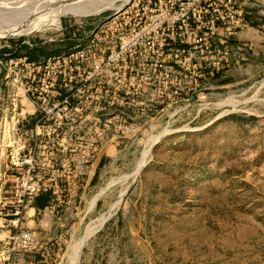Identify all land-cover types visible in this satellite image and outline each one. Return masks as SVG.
Instances as JSON below:
<instances>
[{
  "label": "rangeland",
  "instance_id": "1",
  "mask_svg": "<svg viewBox=\"0 0 264 264\" xmlns=\"http://www.w3.org/2000/svg\"><path fill=\"white\" fill-rule=\"evenodd\" d=\"M10 1L0 0V10ZM127 1L54 13L36 27L33 15L0 23V264H264V0H234L232 9L221 0H161L176 13L180 2L203 7L193 11L201 22L174 25L184 50L174 43L160 55L151 41L161 38L150 35L127 92L120 62L107 70L104 60L93 73L82 66L60 98L80 103V113L69 112L84 119L73 123L77 133L43 120L27 100L28 61L85 45ZM216 9L224 19L209 28ZM21 44L46 54L25 60ZM90 116L107 118L92 156L83 152ZM27 175L41 190L22 199L15 192ZM42 194L47 205L33 208Z\"/></svg>",
  "mask_w": 264,
  "mask_h": 264
},
{
  "label": "built area",
  "instance_id": "2",
  "mask_svg": "<svg viewBox=\"0 0 264 264\" xmlns=\"http://www.w3.org/2000/svg\"><path fill=\"white\" fill-rule=\"evenodd\" d=\"M221 1V6L227 9L234 7V0ZM149 4L153 5V8L150 5L142 4L140 1L135 2L130 0L122 8H116L114 13L109 15L107 19L95 25L88 36L85 37V45H82L83 42H80L72 51L52 54L44 57L42 60L28 61L26 63L30 70L27 74L23 75L24 82L22 86L24 94L27 96L26 98L34 111L38 112L43 120H53L58 128L69 126L70 129L67 130L71 131V134L77 133L74 130L76 126H73V123L80 125L84 119L81 120V116H78L79 114H76L77 116H69V112L74 110L75 113H80L82 109L79 108L80 103L72 106L69 95L64 96L62 99L60 98L62 97V88L67 92L75 87L72 83H76L77 75L75 74L79 73L82 66L84 68L88 66L93 73L104 60L107 61V70L111 68L110 62H120L126 79L122 90L123 92H127L131 87V83L128 80L134 79L138 73V67L134 63L135 59L144 46L145 40H147L146 43L148 44L150 35L161 38V41L156 44L152 40L151 46L160 50L159 54L162 55L165 50H169L170 45L174 43L177 45L175 38L172 36L175 23L180 22L182 23L181 25L187 28V20H193L197 23L203 19L194 18L195 14L193 11L199 5L194 3L189 4L188 1L178 4L179 13H176V8H174V4L172 3L167 5L162 3L161 0H149ZM199 8L200 12H202L203 7L200 6ZM132 11H135L134 17L127 16L132 14ZM148 11H152V20L147 24L149 27H145L141 25L142 17ZM215 12V18L208 20L209 28H213L215 23L224 19L222 12L218 9ZM232 13L234 12L232 11ZM138 15L139 17H137ZM165 30L168 31L167 34L163 33ZM160 31L161 33H159ZM103 37L105 38L103 39ZM219 42L222 44L225 41L219 40ZM97 48L104 57L98 59L95 52H90ZM183 50V44L177 45V52H182ZM24 59L26 60L27 57L25 56ZM216 69L219 70L220 67L217 66ZM78 82L79 84L81 83L80 81ZM80 87L77 86L75 89L78 90ZM100 106H104V104L98 103L93 107V111L97 112ZM90 117L92 125L88 128V135L92 139L84 147L83 152L90 153L89 156H92V154L100 149L99 145L101 141L107 136V118H104V122L101 124L96 116ZM29 172L30 169L27 171L28 175H30ZM31 179L30 176L29 180L27 179L25 182L20 183V189L18 188L15 192L16 196L26 199L38 194L41 190L40 184L37 181L29 183ZM15 182L17 187L19 184L18 176L15 177ZM21 237L23 242L30 240V234L27 232L22 233Z\"/></svg>",
  "mask_w": 264,
  "mask_h": 264
},
{
  "label": "bare ground",
  "instance_id": "3",
  "mask_svg": "<svg viewBox=\"0 0 264 264\" xmlns=\"http://www.w3.org/2000/svg\"><path fill=\"white\" fill-rule=\"evenodd\" d=\"M109 1L110 0H11L9 3L10 4L9 7H3L0 10V23L2 22L3 19L11 20V19H17V18H24L26 21L27 18H29L31 15H33L32 19L29 20L28 22L31 23L33 25V27H36L39 24H41L42 21L46 17L49 18V16H51L54 13H77L80 10L90 9V8L95 7L96 5H99V4L107 5L108 3H110ZM129 1H127L126 3H128ZM125 4H123L120 8H122ZM19 10H23V13L19 14V12H18ZM12 12L14 13V15L12 14ZM15 12H17V14ZM7 16H13V17H7ZM15 33L19 34L20 32L16 31ZM3 34H5V33H3ZM7 35H9V34H7ZM109 215H110V211L103 214L88 229V232L89 233L92 232ZM104 222H103V224H104ZM100 228H101V226L99 227V229ZM94 233H92L91 235H93ZM91 235L89 237H91ZM74 255H76V254H74ZM74 255H73V257H74Z\"/></svg>",
  "mask_w": 264,
  "mask_h": 264
},
{
  "label": "trees",
  "instance_id": "4",
  "mask_svg": "<svg viewBox=\"0 0 264 264\" xmlns=\"http://www.w3.org/2000/svg\"><path fill=\"white\" fill-rule=\"evenodd\" d=\"M24 47V49L26 50V57L28 60H35V59H39L45 56L46 54V50L44 46L38 45V46H28L26 44H21L20 47ZM6 48H3V50ZM49 195V193H48ZM48 197L44 196L43 194L40 196H37L35 198L33 207L35 208H43L44 206L47 205L48 203Z\"/></svg>",
  "mask_w": 264,
  "mask_h": 264
},
{
  "label": "crops",
  "instance_id": "5",
  "mask_svg": "<svg viewBox=\"0 0 264 264\" xmlns=\"http://www.w3.org/2000/svg\"><path fill=\"white\" fill-rule=\"evenodd\" d=\"M46 29H48V27H47ZM97 159H98V160H97ZM101 162H102V159H101V158H97V157L95 158V160H94L93 163H92V165H93V164H96V165H95V170H96V168L99 167V165L101 164ZM103 162H104V160H103ZM44 207H45V206H44ZM44 207H43V208H44ZM33 208H34V207H33Z\"/></svg>",
  "mask_w": 264,
  "mask_h": 264
},
{
  "label": "water",
  "instance_id": "6",
  "mask_svg": "<svg viewBox=\"0 0 264 264\" xmlns=\"http://www.w3.org/2000/svg\"><path fill=\"white\" fill-rule=\"evenodd\" d=\"M109 217H110V216H109ZM109 217H108V218H109ZM108 218H107V219H108ZM98 230H99V229H98ZM88 238H89V237H88Z\"/></svg>",
  "mask_w": 264,
  "mask_h": 264
}]
</instances>
